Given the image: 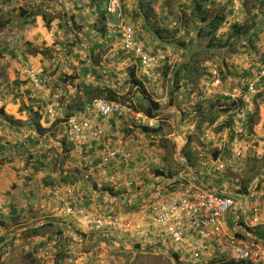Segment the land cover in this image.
<instances>
[{"label":"crops","instance_id":"0c3cea01","mask_svg":"<svg viewBox=\"0 0 264 264\" xmlns=\"http://www.w3.org/2000/svg\"><path fill=\"white\" fill-rule=\"evenodd\" d=\"M120 1L126 21L136 28L137 42L153 55H168L170 77L180 71V87L165 110L166 118L173 117L178 122L179 129L170 135L172 139L169 136L175 141L182 139L177 148L183 150L188 137L197 133L206 137L205 132L211 131L213 135L218 124L225 123L229 116L235 120L233 141L230 130L225 128L212 140L204 141L202 137L201 143L199 140L193 145V151L210 160L209 152L230 158L240 150L239 146L242 148L243 157L230 169L232 178L225 172L210 177L204 184L237 197L239 207L226 215L225 231L264 246V162L260 176L243 182L245 173L253 168L249 162L255 152L252 144L264 143V78L256 82L255 89L248 90L240 77L245 71L256 72L253 60L262 54L240 48L249 43V36L231 38L229 45L223 43L232 26L229 21L217 36L222 40V48H208V43H202L205 38H199L197 17L191 15L195 0ZM227 1L221 3L232 5V0ZM0 3L6 4L4 10L0 6V23L5 33L0 39V110L5 115L0 116V264H31L30 257L35 264H154L160 247L142 244L137 234L92 232L73 218L60 215L57 207L74 199H81L90 210L113 211L115 202L146 204L155 184L167 185L166 178L154 173L163 167L165 152L157 145H148L156 137L116 116L100 121L106 129L105 141L112 147L132 151L137 164L130 167L118 164L114 167L118 180L111 183L96 168L100 161L97 150L85 155L69 143L63 123L82 106L102 99L96 89L112 90L128 102L140 104L141 100L151 99L148 94L162 92V86L170 85L171 81L159 75L164 70L143 71L126 56L118 34L120 21L106 12L108 0H20V3L0 0ZM244 13L248 18L260 16L254 32H260L257 42H263V14L245 10ZM181 27L188 37V46L179 44L180 34L176 37L171 33ZM198 43L201 52L195 49ZM200 53L202 60L208 58L191 67V55L198 57ZM130 70L143 83L145 94L131 84ZM31 72L44 81L39 91L29 80ZM188 76L200 80L194 82ZM260 93L263 96L256 98ZM56 94L60 95L57 110L49 114L48 105ZM224 96L232 97L237 104L230 113L222 114L220 105L225 103L221 100ZM165 99L153 101L161 105L160 101ZM233 101L227 103L231 105ZM256 106L254 135L248 136L241 123ZM215 112L220 113L219 119L213 126H205L207 118ZM161 119L157 118L151 127L159 121L169 123ZM241 137L246 138L239 145L237 139ZM151 155L157 157L156 165L147 166L143 161ZM87 175L89 178L85 179ZM182 177L181 173L179 178ZM69 189L74 191L72 197L67 196ZM255 209L258 218L253 222ZM172 252L180 255L183 264H251L228 259L213 244L201 254L199 262L185 250L172 249ZM167 260L176 264L171 256Z\"/></svg>","mask_w":264,"mask_h":264},{"label":"built area","instance_id":"2783aa9c","mask_svg":"<svg viewBox=\"0 0 264 264\" xmlns=\"http://www.w3.org/2000/svg\"><path fill=\"white\" fill-rule=\"evenodd\" d=\"M246 1L249 0H232L231 10L237 15L233 24H241L242 19L238 14L243 12ZM107 10L120 21L118 28L125 54L138 63L143 71H155L168 64L167 54L153 55L137 42L136 28L126 21L120 0H109ZM260 74H264V71ZM29 80L37 91L44 86V81L36 72L29 74ZM249 87L253 89L254 83ZM59 98L60 95L56 94L49 103V114L57 110ZM112 116L138 128L151 127L156 120L149 118L129 102L95 99L86 105L82 112L65 120L63 125L67 141L81 149L83 154L89 155L97 150L100 159L97 170L107 181L115 183L118 177L114 167L118 164L130 167L136 162L132 151L112 147L105 141L106 129L100 121ZM242 157V151L237 150L230 158L202 159L197 172L184 169L183 177L179 181L174 178L167 179V185L155 184L148 197L149 201L134 213L92 211L83 206L81 199L66 202L57 207V212L73 218L81 227L92 232L106 231L126 236L137 234L142 238V244L160 247L161 250L157 252L161 254L168 253L171 248L181 249L190 253L195 262H199L201 254L213 244L230 260L264 264L262 244L248 242L225 231L226 215L239 207L237 197L220 194L203 182L206 177L225 173ZM156 162L157 157L153 155L143 161L147 166L156 165ZM170 185L172 187L168 188ZM73 193V190L69 189L67 196L72 197ZM254 211L256 217L253 222H256L258 210Z\"/></svg>","mask_w":264,"mask_h":264},{"label":"trees","instance_id":"16d2710c","mask_svg":"<svg viewBox=\"0 0 264 264\" xmlns=\"http://www.w3.org/2000/svg\"><path fill=\"white\" fill-rule=\"evenodd\" d=\"M259 1H260V3H259ZM108 3H109V0H108ZM248 3L256 4L255 7L257 6L260 9H261V7H264V0H254V1L249 0V1H246L244 3V6H247ZM244 10L245 9H243V11ZM104 12H105V10H104ZM106 12L109 15H112L108 12V10H106ZM245 12L248 13L249 11L245 10ZM0 13H1V10H0ZM104 14L105 13H102L101 16H104ZM191 15H192V17L196 16L198 19V22L200 24V25H198V27L196 26L197 28H199V32H198L199 38H204L205 36L209 35L210 41L208 42L207 47L216 48V49L222 48V46H223L222 40L217 38L216 35H217V32H219V30L223 26V24L226 23L227 17L229 16V12L223 8H221V9H220V7L217 8V4L215 2H213L212 0H195V1H193V6L191 8ZM259 17H260L259 15H253V17L249 19V20L253 21L252 25H250L249 22L247 24H243V23L236 24V23H234L231 26L230 32L228 33L229 34L228 40L226 41L225 44L228 45L229 40L231 38L236 39V38H240V37L244 38L245 36H249V43H248L249 47H247V49H251L250 45H254L257 42L258 34H260V32H257V33L254 32V26H255L257 18H259ZM194 25H196V24H194ZM47 26H48V24H47ZM0 28H3V25L1 23H0ZM186 33L189 34L191 32L189 31ZM118 34H119V28H118ZM252 36H254V39ZM120 37H121V35H120ZM191 44H192V46H194L195 43L193 42ZM200 46H201V43L200 44L198 43L197 48H195V49L197 50L198 48H200ZM195 58H196L195 55L192 54L191 55V61L193 62V64L191 67H197V65L200 64L197 60H195ZM262 60H263V65L260 64V66H258V67L255 65L257 74H260L261 71H264V55H262ZM164 67H163L164 69L159 68V69H156V71L157 70H159V71L164 70L163 74L166 76L170 71V69H169L170 67L168 65H165ZM130 72H131L130 73L131 84L133 86H137L145 94L146 91H145L143 83L136 78L134 71L132 72L130 70ZM256 72L250 73V72L245 71L240 76L242 78V80H244L247 83L246 89L249 90L250 83L253 82V80L257 76H259L256 74ZM205 73L207 74L206 68H205ZM201 75H204V74L201 73ZM207 76H209V75H207ZM187 78H190L194 82L200 80V78L193 79L189 76ZM261 78H263V77H261ZM173 79L175 80L174 82L176 83L175 84V91H177L180 87V81H181L180 71H179V73L176 72L174 74ZM260 81H258V82H260ZM254 86L256 87V83ZM94 91L98 92L97 96L99 98H102V99L107 100V101H121L123 103L128 102L127 99L125 100L124 97L119 96L116 92H114L112 90L96 89ZM262 96L263 95L260 93V94L256 95V98L260 99ZM221 100L225 101V103L220 105L221 106L220 112L222 114H225L228 112L230 113L231 110L237 104L233 101L232 97H230V96H224ZM231 100L233 101V103L231 105H229L227 102H229ZM140 102H141L140 104H138V103L136 104L134 102L129 101V103L133 107H135L137 110L143 112L149 118L157 119L160 117V110H161L162 106L159 103H156L152 99H147V98L144 99V101L141 100ZM88 104L89 103H87L86 105H88ZM86 105L82 106V108L79 109L73 115H77L80 112H82V110L84 109V107ZM257 108H258V106H256V110L253 111L252 115H251V113H249L250 111L247 110L249 113V116L247 115V120L242 122V123L240 122L241 124H243V126H245L248 129V131L246 132V135H248V136L254 135L253 134L254 133L253 127L257 123V121H256ZM240 109H242V111H243L244 107L241 106ZM3 112H4L3 110H0V116L5 118V115ZM73 115H71V116H73ZM219 117H220V113L217 112V114H216V112H215L214 116H210L207 118V124L205 126H207V127L213 126V124H215V122L219 119ZM235 124H236L235 120L232 119V116L231 117L229 116L228 120L225 121V123L218 124V126L213 131L214 134L210 135V139L215 135L218 136V134H220L221 131H223L225 128H228L231 132V134H230L231 138L230 139L233 141L234 138H236L235 129H234ZM198 128L201 132V130H202L201 129V123L198 126ZM139 129L142 130V132H144L146 134H152L154 137L159 138V141L161 140V142H163V143L157 144V146L161 147L165 151L164 157H163L164 165H163V167L156 169L154 171L156 176L163 178V179H165V178L166 179L176 178L177 181H179L180 171H182L184 169L185 170L192 169V170L197 172V169L199 168V166L201 164V159H203V157L201 156V154H197L193 151V147H194L193 145L198 144V142L195 141V140H197V138L202 139L203 136H201V133H200V136H198L199 134L197 133V135H195L194 137H192V136L188 137V142L182 150V157L181 158L184 159V161H182L180 163L174 156V153H173L174 147L171 148L170 146H168L166 144L168 142V139H167L168 137H167V134L164 133L163 125L159 124L157 127H143V128H139ZM251 134H253V135H251ZM245 138L246 137H241L239 140H244ZM1 149L2 148H0V150ZM212 158L217 159L218 154L216 153L215 155L212 156ZM231 167L228 170H230ZM256 175L257 174H255V173L253 174L252 171L248 172V174H246V176L244 177L243 182L249 183L252 180V178L255 177ZM208 179H210V177H206L203 180V182L205 183V181H207ZM244 183L242 184V188L246 190L247 187H246V184L244 185ZM171 187H172L171 185L168 186V188H171ZM219 193L222 194L221 192H219ZM112 197H115V196H112ZM115 207H116V209L111 211V212L118 213V214L119 213L129 214V213H134V212L139 211L142 206L135 205V204H129V203L122 204V202H115ZM92 211H94V210H92ZM30 263L35 264L36 263L35 259L30 257Z\"/></svg>","mask_w":264,"mask_h":264},{"label":"rangeland","instance_id":"374dc122","mask_svg":"<svg viewBox=\"0 0 264 264\" xmlns=\"http://www.w3.org/2000/svg\"><path fill=\"white\" fill-rule=\"evenodd\" d=\"M193 1V0H192ZM213 2L215 1V3L217 4V8H219L220 7V9L221 8H223V9H225L226 11H228L229 12V16L227 17V21H229V22H227V23H231L232 25H233V22H235L236 21V19H237V15H234L233 13H232V10H231V5H226V4H222L221 3V0H212ZM252 1H254V0H252ZM24 2L25 1H23V4H24ZM226 2H228L227 0H226ZM19 3H20V0H19ZM191 3L192 2H190V4L189 5H191ZM259 3H260V1H259ZM255 5L256 4H253V3H248L247 4V6H244V9L245 10H247V11H249L250 13H252L253 11H257V12H259L260 14H263V16H264V7H261V9H260V11H259V9H258V7L256 6L255 7ZM0 6H1V9L2 10H4V8H5V6H6V4H2V3H0ZM192 8V7H191ZM180 12H181V10H180ZM239 15V17L242 19L241 20V23H243V24H247L248 22H249V24L251 23V20H249L250 18H248V16L244 13V15H243V12H241V13H239L238 14ZM1 16V15H0ZM1 19V18H0ZM1 21V20H0ZM253 22V21H252ZM190 27V26H189ZM188 27V28H189ZM195 27V25H192V27H190L191 28V32H193L194 31V28ZM227 26H225L224 28H226ZM223 28V27H222ZM224 28H223V30H224ZM228 29H229V27H228ZM231 29V28H230ZM230 29L228 30V33L230 32ZM183 30H184V27H181V28H174V29H172L171 30V33H174V35L176 36V35H181V37L178 39L179 40V44H185V46H188V42L186 41L187 39H188V37H187V35H185V34H183L182 32H183ZM223 30H220V32H217V35L216 36H220L221 35V33H222V31ZM228 35L229 34H226L225 36L226 37H224V40H223V43H225L226 42V39L228 40ZM3 36H5V33H4V29L2 28V29H0V39L3 37ZM191 36V35H190ZM177 37V36H176ZM205 39H204V41L202 42V43H208V41H209V39H210V37H209V35L208 36H205L204 37ZM209 38V39H208ZM262 39H263V37H262ZM222 43V44H223ZM230 44V43H229ZM228 44V45H229ZM247 47H249V44H247L246 46H240V48L242 49V48H247ZM209 48V47H208ZM250 48L253 50V51H255V52H257L259 55L260 54H262V55H264V53H262V52H264V39H263V42L262 41H258L257 43H255L254 45H250ZM199 52H201V46H200V48H198L197 49ZM258 55V56H259ZM202 58V55H201V53L198 55V57H196L195 58V60H197L199 63H201V62H203L206 58H208L207 56L205 57V59L204 60H202L201 59ZM255 63V64H254ZM253 64L254 65H256L257 67L258 66H260V64L261 65H263V60H262V56H260V57H256V58H254V60H253ZM170 69V68H169ZM256 74H257V72H256ZM165 81H171V83H170V85H167V86H162V92L159 90L158 91V93L157 94H154V95H150V94H148V92H147V94H148V97H150L152 100L154 99V100H161L162 98H166L165 99V101L164 102H162V101H160V103H161V105H162V108H161V110H160V118H162L163 120H167L169 123H167V122H165V121H159V123H157L156 124V126L157 125H159V124H161V125H163V127H164V133L165 134H167V139H168V142L166 143L168 146H170L171 148L172 147H174L173 148V153H174V156H175V158L181 163V160H182V150H180L179 148H177V146H179V142H181L182 141V139L180 138V139H177L176 141L175 140H171L173 137L172 136H170L171 134H173L175 131H177L178 129H179V126H178V122H176L174 119H173V117L172 118H166L167 117V115H166V111L165 110H167V107L169 106V103L170 102H172L173 100H171V98L172 97H174L175 96V82H174V80H173V76H171L170 77V75H171V73H169V74H167L166 76L163 74V72L161 73V74H159ZM257 75H259V76H257L255 79H254V83H256V82H258V81H260V80H262V78L261 77H263L264 78V74H257ZM261 78V79H260ZM173 81V82H172ZM156 90H158V89H156ZM172 90H173V92H172ZM159 93H161V94H159ZM161 119V120H162ZM170 121H169V120ZM158 120H160V119H158ZM173 121H175V122H173ZM155 126V124H154V127H156ZM245 129L244 130H248L246 127H244ZM137 129H139L138 127H137ZM206 133H208L207 135H211V131H207V132H205V134ZM163 135V134H162ZM169 136L171 137V139H169ZM203 139H204V141H207L208 139H210V137L208 138V137H203ZM200 140V143H201V139H198L197 138V140H195V141H199ZM151 141H154V142H151L150 144H148V145H150V146H154V145H157V144H159V143H163V142H161V140L159 141V138H153V139H151ZM239 142H241V140H239V139H237V143L240 145V143ZM243 144V143H242ZM246 145H248V142H246L245 143ZM245 145V146H246ZM248 147V146H247ZM252 147H253V149H254V151L255 152H252L251 153V156H250V159H249V162H250V164H251V166L253 167L250 171H252V173L254 174H257L255 177H253V178H256V177H258V176H260L261 175V166H263V162H264V143H260L259 144V142H254L253 144H252ZM239 148H240V150H242V148L239 146ZM213 149H215V148H213ZM210 153V155H212L213 156V152H209ZM238 162V161H237ZM249 167H250V165H249ZM250 171H248V172H250ZM248 172L246 173V174H248ZM181 173H183V170L182 171H180V174ZM228 173H230L229 175H231V178H232V175H233V171L232 170H227L226 171V174H228ZM235 174H238L239 172H234ZM240 173H243V172H240ZM246 174H245V176H246ZM239 175V174H238ZM230 177V176H229ZM232 191L234 190V188H233V186L231 185V188H230ZM171 258H173V255H171ZM153 263L154 264H170V262L167 260V258L166 257H164V256H159V257H157L156 256V258H155V260L153 259ZM177 264H183V262H181L180 261V259L179 258H177Z\"/></svg>","mask_w":264,"mask_h":264},{"label":"clouds","instance_id":"9594fccd","mask_svg":"<svg viewBox=\"0 0 264 264\" xmlns=\"http://www.w3.org/2000/svg\"><path fill=\"white\" fill-rule=\"evenodd\" d=\"M114 16V15H113ZM117 18V17H116ZM261 73V72H260ZM251 83H254V82H251ZM254 85H255V83H254ZM254 89V88H253ZM87 177L89 178V176L87 175ZM88 178H86L85 177V179H88ZM73 190V189H72ZM68 192V191H67ZM74 192V191H73ZM71 197V196H70ZM172 249L173 248H171V250L169 251L168 250V253H166V254H161V253H159V252H157L158 254H157V256H164V257H166V258H169L171 255H173V260H174V263H176L177 264V258H179L180 259V255L179 254H176V253H173L172 252ZM221 254V253H220ZM221 255H223V254H221ZM225 257H227L226 255H224ZM228 258V257H227ZM229 259V258H228ZM233 261V260H232ZM182 262V261H181ZM235 262H237V261H235Z\"/></svg>","mask_w":264,"mask_h":264}]
</instances>
